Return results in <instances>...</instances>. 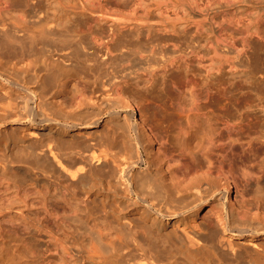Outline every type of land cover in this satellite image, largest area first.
Here are the masks:
<instances>
[{"label": "bare ground", "instance_id": "6f19581e", "mask_svg": "<svg viewBox=\"0 0 264 264\" xmlns=\"http://www.w3.org/2000/svg\"><path fill=\"white\" fill-rule=\"evenodd\" d=\"M75 1L72 8L111 25H70L52 8L67 1L0 0V90L25 92L11 132H0L2 263L264 264V158L237 173L230 162L238 150L243 161L264 152V118L235 117L227 90L213 86L220 65L204 64L218 45L203 25L219 26L224 7L187 16L180 28L127 25L102 10L104 0ZM176 1L147 3L162 14ZM192 31L204 41L187 37ZM174 70L176 86L168 84ZM68 73L106 103H90L75 85L53 105L57 79ZM157 78L171 88L166 101L139 106L123 90L150 91ZM7 97L0 93V124L11 111ZM101 104L123 138L101 135Z\"/></svg>", "mask_w": 264, "mask_h": 264}, {"label": "rangeland", "instance_id": "374dc122", "mask_svg": "<svg viewBox=\"0 0 264 264\" xmlns=\"http://www.w3.org/2000/svg\"><path fill=\"white\" fill-rule=\"evenodd\" d=\"M64 1L67 2L62 3L63 6L62 4H59L60 2L58 4L53 3L52 8H54V10H56L57 12L58 16L56 17H61L63 18V20L68 19L70 25H103L104 28H106L105 25H111V21H105L104 19L95 21L94 19H92V17H90L91 13H89V10L80 12V10L75 9L76 7L72 8L75 4L76 6L78 5L75 0H62V2ZM206 2H208V0H206ZM206 2L205 0H184V2L183 0H177L174 4L175 6L177 5L176 7L173 6V8H171L172 6H169V8H166V11L161 14L156 8L148 4L147 0H104V7L102 10L105 11L106 14L109 13V15L116 16L119 21L125 19L124 21L126 23H129L127 25H138L139 22V24H143L145 21H147L151 23L150 25H179L177 27H180L181 25L182 27V25H184V18H187V16L199 20L202 19L201 17H203V15L207 12H211L212 10H215L222 5L220 9H223L222 7H224L223 13L219 14L218 12L215 17V20L220 25H203L204 29L212 28V34L209 37L211 39L210 41L213 44L217 43L215 45H218V51L216 53L210 52L204 55V64L208 66L211 65L214 68H216L218 64L220 65V69L218 71H216V69L212 70V73H214V76L212 75L214 77L213 83L215 84H213V86L218 87V89L223 87L227 90L229 96L228 103L230 104V106L237 110V112H234L235 117L236 115L241 113L245 121H253L255 118H264V113L260 111V106L264 105V42L257 34L258 25H260L261 29L263 28L262 30L264 33V0H209V6ZM64 4H67L66 7H64ZM71 4L72 7L70 6ZM182 6L184 7V10ZM181 10H183L184 12ZM147 19H149V21ZM238 20L240 23L237 24L236 21ZM219 27H221L220 31L218 29ZM191 30H193L192 27ZM213 31L215 32L213 33ZM200 32L201 31L195 33L196 37H192L203 42L205 36L204 33H202L201 35ZM219 32L220 34L218 36ZM189 34L194 33L193 31L191 33H187V37H189ZM134 35L135 33L133 32H124L121 37L123 38V40H125V42H127L128 40H134ZM183 36L186 37V34L182 35V37ZM225 36L230 40L232 39L231 41H233L234 46L221 47L220 39ZM129 57H131V55L127 53L123 56V59H127ZM33 60V57H27L26 59H24V64L26 63L30 65L31 63H33ZM117 60L119 61V58ZM175 71L176 70L167 73L170 80L168 84L171 85V82H174V85L172 86L178 85V78L181 77V73ZM193 71L198 74L200 73L199 77L204 74V70L198 69L197 67H194ZM197 77L198 76H196L197 81H195L200 83V79L202 78L198 77V79ZM127 80L128 83L133 81V79L129 78ZM58 82L61 83L59 84ZM62 83L64 85H61ZM56 84L60 88H54L56 94H54L53 97H50L52 104H56V107L70 92L71 87L75 85L78 87H82L84 95L86 96V98H88V101L90 103H93L92 101L95 100L94 102H102L103 104L104 100L108 99V97L105 98V96L99 95V91L93 89V84L84 85V83L80 81V79H77L76 75H74L73 73L62 75L61 77H59V79H57ZM29 85V87L34 88V85ZM123 86V90L126 95L139 106H142L151 101H166L168 98L163 96V92L167 91L168 93H170L169 89H171L170 87H165L160 78H157V80L154 81L153 86L150 87V91H141L131 87L127 88L126 85ZM125 89L127 90V92ZM3 92L6 97L8 96L7 98L9 100L7 98L6 99L11 104V111L9 112L8 119L3 123L1 122L0 132L7 133L11 132L10 129L12 130L10 124L11 120L15 118L17 113L16 106L20 102V96L25 94V92L20 89H15L14 91H11L10 89H3V91L0 90V93L3 94ZM106 101L107 100H105V103ZM56 102L58 103V105ZM102 104L101 106H103V112L101 113V125L103 128L101 135L103 137H107L110 134H114L115 136H117V138H123L122 132L118 129H114L108 122L107 108L105 106L106 104ZM234 150L235 153L237 151V148ZM238 151L237 153H235L236 157L235 154H233V158L232 156L230 157L232 166L231 169H233V173H237L238 167H245L244 164H246L247 166L248 163H252L254 160L256 161L258 159L264 158V152L255 151L253 155L243 161V159L237 157ZM16 165L17 164L13 166V169L19 170V167H17ZM237 179L238 178L236 177V180ZM3 185L4 180L0 178V189H3ZM206 210L207 208H203L201 212L205 213ZM0 264H3L1 258Z\"/></svg>", "mask_w": 264, "mask_h": 264}]
</instances>
